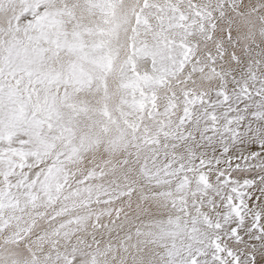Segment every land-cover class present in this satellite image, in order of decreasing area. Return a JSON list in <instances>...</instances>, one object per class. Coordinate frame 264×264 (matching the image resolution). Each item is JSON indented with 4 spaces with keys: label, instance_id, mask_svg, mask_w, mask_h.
<instances>
[{
    "label": "snow or ice",
    "instance_id": "snow-or-ice-1",
    "mask_svg": "<svg viewBox=\"0 0 264 264\" xmlns=\"http://www.w3.org/2000/svg\"><path fill=\"white\" fill-rule=\"evenodd\" d=\"M0 264H264V0H0Z\"/></svg>",
    "mask_w": 264,
    "mask_h": 264
}]
</instances>
